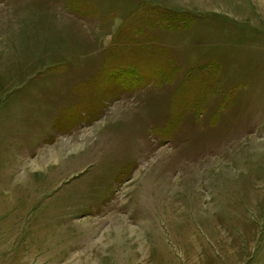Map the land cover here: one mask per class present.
I'll return each instance as SVG.
<instances>
[{"label":"rangeland","instance_id":"obj_1","mask_svg":"<svg viewBox=\"0 0 264 264\" xmlns=\"http://www.w3.org/2000/svg\"><path fill=\"white\" fill-rule=\"evenodd\" d=\"M161 1L0 0V264H264V0Z\"/></svg>","mask_w":264,"mask_h":264},{"label":"trees","instance_id":"obj_2","mask_svg":"<svg viewBox=\"0 0 264 264\" xmlns=\"http://www.w3.org/2000/svg\"><path fill=\"white\" fill-rule=\"evenodd\" d=\"M153 9H155V8H153ZM156 10H158V12H160V13H164V11H161L160 8H157ZM166 14H167V13H166ZM153 48H154V47H153ZM158 51L161 52V53H160L161 55H164V53H163L162 50L158 49ZM158 61H159V60H158ZM166 61H167V60H166ZM168 61H169V60H168ZM161 62H163V61H162V58H161ZM168 63H169V62H168ZM164 72H165V71H164ZM157 74H160V75H161L162 72L157 71ZM139 78H140V77H136L135 79L137 80V82H132V81H131V84L134 85V84L138 83ZM140 80H141V79H140ZM150 82H151V81H150ZM150 82H149V83H150ZM137 87H138V86L136 85V88H137Z\"/></svg>","mask_w":264,"mask_h":264},{"label":"crops","instance_id":"obj_3","mask_svg":"<svg viewBox=\"0 0 264 264\" xmlns=\"http://www.w3.org/2000/svg\"><path fill=\"white\" fill-rule=\"evenodd\" d=\"M158 1H161V0H158ZM162 2V4H164V2L163 1H161ZM161 6V5H160ZM160 45V47H162V48H165L167 51H168V53H169V55H170V50H169V47H166V46H164V45H161V44H159ZM171 56V55H170ZM173 59H175L174 57H173ZM175 60H177V59H175ZM178 61V60H177ZM183 69V68H182Z\"/></svg>","mask_w":264,"mask_h":264}]
</instances>
